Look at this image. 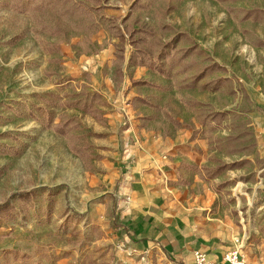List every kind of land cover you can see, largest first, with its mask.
Segmentation results:
<instances>
[{
    "label": "rangeland",
    "instance_id": "1",
    "mask_svg": "<svg viewBox=\"0 0 264 264\" xmlns=\"http://www.w3.org/2000/svg\"><path fill=\"white\" fill-rule=\"evenodd\" d=\"M100 1V12L89 11L95 31L87 36V17L45 11L34 21L0 0V203L31 188L39 196L27 219L0 226V256L18 250L40 264H111L103 178L133 149L159 156V174L173 171L199 194L205 188L211 214L245 232L243 252L264 254V0H146L128 26H152L163 40L184 33L189 40L178 46L192 42L202 54L163 77L128 67L125 42L121 79L114 65L120 41L109 21L122 29L131 0ZM55 27L61 37L45 32ZM204 57L220 69L194 84L210 62ZM217 78L212 91L205 84ZM81 90L100 94L94 114L66 106L51 112L54 122L61 113L76 118L87 164L34 119L47 116L36 111L42 97ZM209 112L230 114L202 126Z\"/></svg>",
    "mask_w": 264,
    "mask_h": 264
},
{
    "label": "crops",
    "instance_id": "2",
    "mask_svg": "<svg viewBox=\"0 0 264 264\" xmlns=\"http://www.w3.org/2000/svg\"><path fill=\"white\" fill-rule=\"evenodd\" d=\"M133 151L122 157L113 177L103 178L111 264H193L195 251L225 264L233 239L245 232L237 233L231 218L211 214L205 188L199 194L193 185L178 183L175 172L159 174V156ZM241 253L247 264H264L262 252L242 247Z\"/></svg>",
    "mask_w": 264,
    "mask_h": 264
},
{
    "label": "trees",
    "instance_id": "3",
    "mask_svg": "<svg viewBox=\"0 0 264 264\" xmlns=\"http://www.w3.org/2000/svg\"><path fill=\"white\" fill-rule=\"evenodd\" d=\"M11 8L18 13H30L35 20L37 14L45 11L58 12L63 19L70 17H87L89 24L81 31L85 35H90L95 31V18L89 14V11L102 10L100 0H9ZM146 7V0H131L128 15L122 20V29L116 26L115 20L109 21L110 33L118 38L120 46L114 53L116 66V74L119 79L122 78V64L125 62V42L130 46L131 51L127 60L128 67L147 66L157 74L163 77H169L174 69L178 66L186 65V60L194 53L202 54V51L196 45L188 47H179L181 41H188V37L184 33H178L173 39L163 40L152 26L145 24L138 25L137 28L126 24L131 12ZM166 29V26L163 27ZM58 27L53 30L45 29L52 36L61 37V31ZM64 31V30H63ZM64 33V32H63ZM125 36L127 39H125ZM204 61H210L192 76V82L195 84L200 79L206 77L212 72L218 71L220 67L212 63L208 57H204ZM222 78H217L205 85H215L211 90H216L218 83L222 82ZM48 98V99H47ZM97 100L101 102V96L98 93H90L81 90L78 93H64L63 95L50 94L41 98L42 104L36 107V111L46 117L42 119L35 118L46 129L53 130L56 134L64 136L68 142L70 150L80 157L87 164L88 154L86 145L81 143L79 135L75 131L79 130V123L74 117H67L62 113L58 115V121L54 122V113L51 112L54 107H73L78 108L86 114H94L96 112L93 102ZM229 112H209L201 119V125L205 126L209 122L220 124ZM208 119V120H207ZM218 170L214 171L212 177L218 175ZM38 189L31 188L17 192L0 203V226L8 224L15 219L23 220L28 218L31 210L35 208L38 200ZM40 264L35 262L29 254L18 250H3L0 256V264Z\"/></svg>",
    "mask_w": 264,
    "mask_h": 264
},
{
    "label": "built area",
    "instance_id": "4",
    "mask_svg": "<svg viewBox=\"0 0 264 264\" xmlns=\"http://www.w3.org/2000/svg\"><path fill=\"white\" fill-rule=\"evenodd\" d=\"M233 244V248L223 255L222 262L225 264H246V260L241 253L243 247V237H235L233 239ZM193 264L219 263L209 260L206 254L199 251H195L193 253Z\"/></svg>",
    "mask_w": 264,
    "mask_h": 264
}]
</instances>
